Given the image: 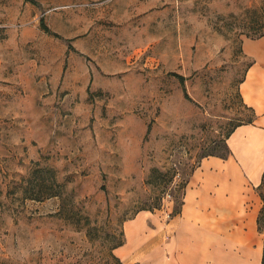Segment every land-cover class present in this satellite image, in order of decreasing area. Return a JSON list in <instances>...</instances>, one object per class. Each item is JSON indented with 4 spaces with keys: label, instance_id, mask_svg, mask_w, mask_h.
I'll return each mask as SVG.
<instances>
[{
    "label": "rangeland",
    "instance_id": "obj_1",
    "mask_svg": "<svg viewBox=\"0 0 264 264\" xmlns=\"http://www.w3.org/2000/svg\"><path fill=\"white\" fill-rule=\"evenodd\" d=\"M262 32L264 0H0V264H136L126 222L253 119Z\"/></svg>",
    "mask_w": 264,
    "mask_h": 264
},
{
    "label": "crops",
    "instance_id": "obj_2",
    "mask_svg": "<svg viewBox=\"0 0 264 264\" xmlns=\"http://www.w3.org/2000/svg\"><path fill=\"white\" fill-rule=\"evenodd\" d=\"M242 50L251 65L239 93L255 111L254 121L237 126L227 138V158L208 156L200 161L187 181L179 214L166 220L143 210L126 222L125 244L133 247L128 253L124 244L118 251L129 261L262 264L264 231L258 218L263 207L259 186L264 174V36L244 38Z\"/></svg>",
    "mask_w": 264,
    "mask_h": 264
},
{
    "label": "trees",
    "instance_id": "obj_3",
    "mask_svg": "<svg viewBox=\"0 0 264 264\" xmlns=\"http://www.w3.org/2000/svg\"><path fill=\"white\" fill-rule=\"evenodd\" d=\"M43 28H44V30H45L46 32H49V29H48V27H47L45 24H44ZM262 36H264V32H262V33L256 35L255 37H250V38H259V37H262ZM250 65H251V63L249 64V66H250ZM249 66H248V67H249ZM180 78L183 79L182 76H180ZM243 103H244V102H243ZM244 104H245V103H244ZM245 105H246V104H245ZM246 106H247V105H246ZM247 107H248V106H247ZM248 108H250V107H248ZM250 109L253 111V113H254V117H253V119L249 120V121L246 122V123H252V122L254 121L255 117H256L255 111H254L252 108H250ZM246 123H242V124H246ZM242 124H238L237 126L242 125ZM237 126H235L234 129H235ZM234 129H233V130H234ZM233 130L229 133L228 137L231 135V133L233 132ZM227 147H228V145H227ZM228 151H229V153H228L227 155H224V156H220V155H219V156L222 157V158H227V157L230 155V149H229V147H228ZM212 155H213V154H212ZM259 189H260V195H261V198H262V200H263V207H262V209H261V212H260V215H259V218H258V224H259L260 229H262V231H264V174H263L262 184L259 186ZM182 205H183V196H182V200H181V202H180L179 207H178L177 209L174 210V213H173L172 216H175V215H177V214H179V213L181 212ZM121 246H122V245H119V246L116 247V248H119V247H121ZM118 256H119V255H118ZM111 264H128V263L122 261L119 257H114V262L111 263ZM262 264H264V254H263Z\"/></svg>",
    "mask_w": 264,
    "mask_h": 264
}]
</instances>
